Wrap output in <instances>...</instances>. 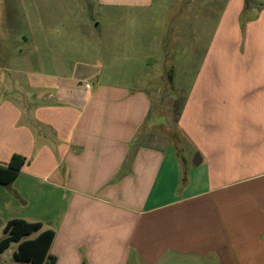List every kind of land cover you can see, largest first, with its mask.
I'll use <instances>...</instances> for the list:
<instances>
[{
	"label": "crops",
	"instance_id": "obj_1",
	"mask_svg": "<svg viewBox=\"0 0 264 264\" xmlns=\"http://www.w3.org/2000/svg\"><path fill=\"white\" fill-rule=\"evenodd\" d=\"M26 1L19 35L0 0V166L25 158L0 184L2 230H52L54 264H264V2L248 4L241 39L242 0H93L103 23L80 26L104 37L77 46L64 0ZM162 43L185 63L159 83L144 52ZM162 92L183 94V149L153 142Z\"/></svg>",
	"mask_w": 264,
	"mask_h": 264
},
{
	"label": "rangeland",
	"instance_id": "obj_2",
	"mask_svg": "<svg viewBox=\"0 0 264 264\" xmlns=\"http://www.w3.org/2000/svg\"><path fill=\"white\" fill-rule=\"evenodd\" d=\"M250 1L253 0H242V2L244 3V7L241 11V13L239 14L238 17V25L240 27L241 30V39H245L246 37V33H247V25L249 22V8H248V4L250 3ZM258 2H264V0H256ZM13 2V6L16 8V12H17V27L15 28L16 33H18L20 35V33H22L23 31L21 30V26H23V30H26L25 27V17L27 16L26 14V10H24V7H26V9L28 8V6L30 5L26 0H12ZM86 2L89 6V8H87L86 6ZM90 2V3H88ZM53 4V0H49V5ZM63 4L65 5L66 8V12H65V20L68 22H76L79 23V25L77 26V28L75 29V31L73 32V36L77 39L76 43L77 46H81L84 43L88 44V42H94L96 41L98 38L103 39V32H101L100 36H98V34L93 35V31L88 30L87 28H85L84 26H80V23L85 24L86 22L91 23L92 20L89 17H92L91 14H93V16L95 17L93 21L97 22V20H99V22H102L103 19L101 17V15H98V12H96L95 10L97 9V7L95 6V4L93 3V0H64ZM100 12V11H99ZM102 13V12H100ZM6 14L4 12H0V16L4 17ZM51 16V15H50ZM99 18V19H98ZM219 19V15L216 13H210L208 16V22H207V27H206V32H207V36L209 38H211L215 26L217 24V21ZM51 20V19H50ZM102 20V21H100ZM163 21V20H162ZM170 16H166L165 21H163V23L161 24V22L159 21V23L161 24V26L159 25V31L160 34H163V38L162 41L166 40V32L169 30L168 26L170 25ZM103 23V22H102ZM200 30H197L194 28L193 32L191 34H189V37L191 39H195L197 33ZM67 33L70 34L69 30L66 29L65 30V35H67ZM91 45V44H88ZM94 46V45H91ZM101 47V45H100ZM158 47V46H157ZM174 45L168 44V43H162L159 47H158V51L156 52H152V55L148 54L151 52V49H153L151 46H146V53L145 57H154L155 58V62L153 63L152 67H151V71H149V74L151 73V76L148 77V75L146 74L145 76L147 77L146 79H154L158 82V79L156 77V74L161 73L162 77L159 80V83L161 81V83H163V80H166V74L170 71V69H172V67H175V72L181 74L182 71H184L183 68V64L185 62H183V60H178L172 61V57L174 56ZM104 51V50H102ZM114 51H117L116 49H114ZM76 56L78 57V54H76ZM97 58H98V63H100L102 66L105 65V61L103 59V52L98 51L97 54ZM96 58V57H95ZM80 59V58H77ZM81 61V60H80ZM174 61L176 62L177 65H175ZM134 62V61H133ZM70 63V62H68ZM132 62H127V64H131ZM148 73V72H147ZM153 75L155 77H153ZM179 78V77H178ZM181 80H186V82L183 84L182 87H185L189 80L190 77H185V78H179ZM141 81V80H140ZM140 81H138V79H132L130 82V86L132 89L138 90L141 89L142 85L144 84L141 83ZM159 101L161 102V112L162 113H166L167 114V118L164 119V126L161 128L162 132L161 134L157 135L154 134L153 136V142H156L158 144H166L167 141H170L171 143H174V146L177 149H183L184 148V142L180 136V133L176 127V116L179 112L180 106L183 102V94H168L167 92H162L159 94ZM164 131H166V133H164ZM151 136V135H150ZM152 139V137H151ZM185 171V169H184ZM188 177L186 176V174H184L182 176V183L183 182H187ZM5 236V234L3 233L2 228L0 227V239L3 238ZM17 247V243H12L10 245V247L5 250V252L3 254H0V264H25L22 262H18L15 261L11 255V251H14Z\"/></svg>",
	"mask_w": 264,
	"mask_h": 264
},
{
	"label": "trees",
	"instance_id": "obj_3",
	"mask_svg": "<svg viewBox=\"0 0 264 264\" xmlns=\"http://www.w3.org/2000/svg\"><path fill=\"white\" fill-rule=\"evenodd\" d=\"M24 163V157L12 155L6 167L0 166V184L12 182ZM41 227L38 222L22 219L8 221L3 228L5 236L0 239V253L7 250L12 243H17V249L12 254L15 261L26 264H54L55 258L49 255V249L55 234L52 230L39 232ZM37 232L39 233L35 237L29 238Z\"/></svg>",
	"mask_w": 264,
	"mask_h": 264
}]
</instances>
